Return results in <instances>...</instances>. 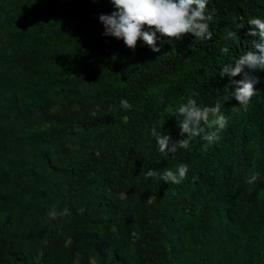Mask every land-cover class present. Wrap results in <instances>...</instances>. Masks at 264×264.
I'll return each mask as SVG.
<instances>
[{
    "label": "trees",
    "instance_id": "16d2710c",
    "mask_svg": "<svg viewBox=\"0 0 264 264\" xmlns=\"http://www.w3.org/2000/svg\"><path fill=\"white\" fill-rule=\"evenodd\" d=\"M113 11L110 0H0V191L12 203L0 215V253L50 200L81 226L88 210L119 226L127 246L103 233L92 248L97 264H122L125 254L136 264H264V70L220 77L253 40L264 43L247 22L264 20V0H209L212 39L161 38L158 53L142 40L133 50L104 36L99 16ZM244 73L258 78L246 106L231 82ZM189 97L219 102L227 127L212 144L201 134L187 150L160 152L151 129L180 139L173 113ZM181 163L189 170L179 184L146 175ZM124 220L137 235L121 228ZM75 260L92 264L74 249L64 264Z\"/></svg>",
    "mask_w": 264,
    "mask_h": 264
},
{
    "label": "clouds",
    "instance_id": "9594fccd",
    "mask_svg": "<svg viewBox=\"0 0 264 264\" xmlns=\"http://www.w3.org/2000/svg\"><path fill=\"white\" fill-rule=\"evenodd\" d=\"M110 2L115 11L99 16L104 26L103 35L122 39L129 49L135 50L138 41L141 40L153 52L158 53L161 47L157 45V41L160 40L161 45L165 42L161 38H166L169 42L187 35L200 39H212L210 24L213 16L208 11L209 0H110ZM247 22L259 28L261 34L264 35V20L252 17ZM236 27L241 29L244 23H238ZM233 35H235L234 32H228L229 37ZM247 35L255 36L256 32L250 30ZM253 48L254 50L241 55L233 63L225 64L220 77H235L244 71L245 66L249 69L264 70V43L253 40ZM231 82L237 85L233 92L236 100L240 105L246 106L257 93L255 84L258 78L244 73V79ZM120 103L121 107L126 110L132 107L125 99H122ZM91 115L94 117L96 111H93ZM173 115L182 118L179 119L180 139L173 140L170 134L158 132L156 128L151 129V135L156 140L160 152L166 154H174L178 149H189L191 141L200 137L201 134L208 144H212L220 139L219 133L228 124L226 116L221 112L219 102L215 106H201L192 97H189L185 103H181ZM207 129L214 130L208 131ZM188 170V166L181 163L175 171L164 169L161 173L149 169L146 175L158 178L165 183L179 184L186 178ZM257 178L258 174H252L246 182L254 183ZM156 199L157 196L152 194L147 198V203L152 204ZM69 214L67 207L59 213L54 209L49 212L51 219Z\"/></svg>",
    "mask_w": 264,
    "mask_h": 264
},
{
    "label": "rangeland",
    "instance_id": "374dc122",
    "mask_svg": "<svg viewBox=\"0 0 264 264\" xmlns=\"http://www.w3.org/2000/svg\"><path fill=\"white\" fill-rule=\"evenodd\" d=\"M1 48L3 46L0 45ZM8 94L13 95V92H8ZM39 185L44 186V183L39 182ZM11 206V199L0 191V215L7 213ZM64 208L62 201L45 200L37 204L19 230L10 235L7 247L0 253V261L3 262L16 255L22 258L19 264H64L71 250L74 249L76 253H88L91 263L97 264L98 262L92 254V248L97 237L105 232L113 236V243L118 244L121 249H125L127 246L120 240L121 235L118 232L117 224L106 227L97 220V216L91 215L89 210L82 226L78 224L77 219L68 216H64L62 219L59 217L50 218L51 210L54 209L59 213ZM80 213H83V210H80ZM121 228L137 235V232L125 220ZM131 256L134 254L130 256L125 254V262L122 264H136V257ZM76 263L75 260L74 264ZM139 264H141L140 261Z\"/></svg>",
    "mask_w": 264,
    "mask_h": 264
}]
</instances>
